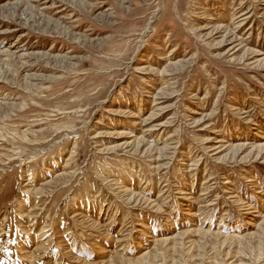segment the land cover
I'll use <instances>...</instances> for the list:
<instances>
[{"label": "rangeland", "instance_id": "obj_1", "mask_svg": "<svg viewBox=\"0 0 264 264\" xmlns=\"http://www.w3.org/2000/svg\"><path fill=\"white\" fill-rule=\"evenodd\" d=\"M0 264H264V0H0Z\"/></svg>", "mask_w": 264, "mask_h": 264}]
</instances>
